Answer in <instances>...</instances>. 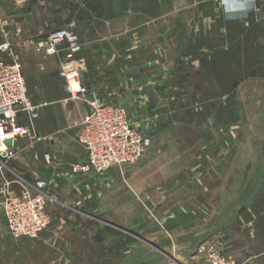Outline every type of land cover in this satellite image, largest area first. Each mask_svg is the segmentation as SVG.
I'll return each instance as SVG.
<instances>
[{"label":"crops","instance_id":"0c3cea01","mask_svg":"<svg viewBox=\"0 0 264 264\" xmlns=\"http://www.w3.org/2000/svg\"><path fill=\"white\" fill-rule=\"evenodd\" d=\"M241 2L32 0L20 5L0 0V42H11L25 59L23 73L33 102L47 103L34 120L20 116L45 140L34 147L28 137L15 140L17 154L4 171L24 168L34 180L41 178L38 168L53 166L48 191L56 200L74 203V212L81 214L63 217L48 207V229L37 238L15 239L0 207V264H94L106 251L91 244L88 205L94 202L77 205L88 193L68 173L71 164L86 159V151L77 144L80 148L69 152L75 144L58 133L79 131L88 102L71 100L60 81L64 51L43 59L34 53L40 37L74 21L84 43L88 98L124 105L131 122L153 137L150 149L155 150L116 167L109 178L122 174L130 179L119 191V204L125 210L130 201L141 199V229L118 218L117 196L99 212L114 213L111 224L178 261L196 257L194 245L211 238L240 264H264V145L253 132L264 101V13L241 12ZM247 99L253 102L251 110ZM246 114L257 154H245V141L239 140ZM44 153L52 155L55 165L44 161ZM36 159L38 166L31 171L28 163ZM105 186L90 196L98 199ZM154 209L162 211L156 220ZM101 234L112 242L109 257L116 262L129 236L115 229Z\"/></svg>","mask_w":264,"mask_h":264},{"label":"built area","instance_id":"2783aa9c","mask_svg":"<svg viewBox=\"0 0 264 264\" xmlns=\"http://www.w3.org/2000/svg\"><path fill=\"white\" fill-rule=\"evenodd\" d=\"M30 1L32 0H15L20 5ZM247 1L248 11L264 13V0ZM83 47L84 43L77 32L75 21L51 31L39 43L40 49L51 53L65 50L61 72L66 81L65 90L71 100L85 98L88 102L89 111L85 114L76 136L77 143L86 151L87 157L71 164L68 173L81 182L80 191L83 189L88 195H92L110 181L113 169L142 159L151 147L153 137L131 122L124 105L98 96L88 98L91 90L83 74ZM72 81L78 84L77 91L72 89ZM45 105L46 102L35 103L30 98L19 56L11 42L1 41L0 147L3 148L0 149V207L7 231L15 239L37 238L51 223L48 207L52 197L47 191L51 180L38 177L28 182L18 174L16 179H8L4 171L17 154L15 140L28 137L31 147L45 140L29 125L20 122L23 114L34 120ZM8 140L13 141L12 146L7 145ZM43 158L47 164L55 165L50 153H44ZM82 204L83 199L78 200L77 205ZM206 263L240 264L235 257L226 255L215 245L208 246Z\"/></svg>","mask_w":264,"mask_h":264},{"label":"rangeland","instance_id":"374dc122","mask_svg":"<svg viewBox=\"0 0 264 264\" xmlns=\"http://www.w3.org/2000/svg\"><path fill=\"white\" fill-rule=\"evenodd\" d=\"M49 34V33H48ZM47 34V35H48ZM47 35L45 37H40V39H38L36 41V50H35V57L37 54H39L38 56L40 58H44V57H48L51 55H55V54H59L60 52H48L44 49H40L39 48V43L45 39L47 37ZM64 51V55L61 56L60 58V63H59V77H60V81L64 84V87L66 86V81L64 80L63 76L61 75L62 72V62L65 59V50ZM17 53V52H16ZM19 53V51H18ZM20 61L22 62L23 67L25 68V59L18 54ZM42 53V54H41ZM33 57V55H31ZM29 61V65H30ZM85 70V68H84ZM84 70H83V74H84ZM83 100L85 98H82ZM74 101V100H73ZM75 101H79V100H75ZM247 108L250 109L251 106H253V102L251 101V99H247ZM255 103H256V99H255ZM262 105V109L260 110L258 116H257V121H256V128L254 129V135H255V141H259L261 143V145H264V101L261 104ZM256 106V104H255ZM251 110V109H250ZM247 116H249L248 114L245 115V119H244V124H243V131H241L242 135L240 136V141H245L244 144V152L245 154L247 153H251V154H257L259 152V148L257 145H254L253 141H252V136H251V132L250 129L248 128L247 125ZM251 117V115H250ZM141 119V116L139 117ZM138 119V120H140ZM144 130V129H142ZM77 131L78 129H71V130H61L58 131V133L60 135H64L65 138H67V140L65 141H70L69 143L75 144L74 146H70L69 152L71 153H75V150L80 148L77 144L76 141V136H77ZM144 133L148 134L145 130ZM242 139V140H241ZM31 143L30 139H28V143ZM75 142V143H74ZM155 150L152 151V148L148 149L147 153H153ZM261 151L264 153V148H262L261 146ZM45 161V160H44ZM39 160H33L32 162L28 163L29 164V169L34 170L36 168V166H38ZM32 173V172H31ZM21 176V178H23L24 180L28 181V182H32L33 178L30 177V174L25 172V169H21V168H16V169H12L11 168V172L7 173V178L9 179H16L17 175ZM33 174V173H32ZM129 179V178H128ZM130 180V179H129ZM126 179V177H124L122 174H120L118 177L113 178V180L111 179L105 186V189L103 191V193L100 195V197L97 199L95 195V197L93 196H88L86 194V197L84 195L85 200H93V204H89L88 208L89 211H91L93 213V215L91 217H88L89 220H92L91 224H93L91 226V232H92V238H91V244L93 246V248H97L98 244L99 245H103L106 248V251H102V253H104V256L102 257V259H100V261H98L95 258V263L94 264H207L206 263V255H207V248L209 245H215L218 248H220L224 253L225 251L223 250L220 242L215 241L211 238H209L206 241H203L199 244L194 245V252L192 254H194V256L196 257H192L193 259H188V261L183 262V261H178L176 258H173L170 254L168 253H161L159 254V252H153L152 248H153V244L143 238L142 236L137 235L136 233H134L133 231H124L121 230L119 228H117L115 225L111 224L109 221V217H114V213H110V214H101L100 211V207H104L105 209H108L110 204L109 201L110 199H114L113 197H116V199H114V201L118 204L116 206V208H118L119 210H121L122 212L119 213L118 217L120 220H125L129 223L130 226H132L134 229H141V222H140V218L142 211L138 208V205H141V199H138L136 201H130V204L128 205V208L126 207L125 210L123 208L122 204H119L120 201H122L121 198H119V191L121 189V187H123L124 185H128V181ZM48 191V190H47ZM49 196L52 197V199L49 202V209L52 210V212H56L58 213L59 216H63L66 217L67 215L71 214L72 216H76L79 215L81 216V214H77L76 212H74V207L75 204L74 203H70L67 202L66 200L60 199V200H56L54 199V195L51 194L49 191ZM121 197V196H120ZM138 204V205H137ZM120 206V207H119ZM151 215L154 216V220H156V217H158V214L162 211H157L156 209L151 210ZM111 229H115L117 231V233H124L127 234L129 236V240L126 243V247H125V252L122 251L125 254H122L121 257H118L116 259V262H114V259L110 258L109 255L111 254V247L109 245V243H112L109 238L105 239L104 236L101 234L102 232H104L105 230H111ZM101 232V233H100ZM169 237V236H168ZM165 242H167L165 240ZM168 243V242H167ZM171 242L168 243V245H171ZM148 247V248H146ZM94 254L97 253V251H94ZM127 252V254H126ZM99 253V252H98ZM226 254V253H225ZM126 255V257H125ZM188 255V253H185L184 256ZM191 255V254H190ZM228 255V254H226ZM230 256V255H229ZM90 262V260H88ZM87 263V262H86Z\"/></svg>","mask_w":264,"mask_h":264},{"label":"water","instance_id":"95a60500","mask_svg":"<svg viewBox=\"0 0 264 264\" xmlns=\"http://www.w3.org/2000/svg\"><path fill=\"white\" fill-rule=\"evenodd\" d=\"M86 83L89 85V82L86 81ZM13 144V141L12 140H8L7 141V145L9 146H12ZM53 173H54V167L53 166H49V167H40L38 168V174L39 176L42 178V179H45L47 181H50L52 180V176H53ZM165 251L167 252H170L171 250L170 249H167V248H163Z\"/></svg>","mask_w":264,"mask_h":264},{"label":"clouds","instance_id":"9594fccd","mask_svg":"<svg viewBox=\"0 0 264 264\" xmlns=\"http://www.w3.org/2000/svg\"><path fill=\"white\" fill-rule=\"evenodd\" d=\"M237 8L241 12H246L247 11V0H242V2L239 5H237Z\"/></svg>","mask_w":264,"mask_h":264},{"label":"bare ground","instance_id":"6f19581e","mask_svg":"<svg viewBox=\"0 0 264 264\" xmlns=\"http://www.w3.org/2000/svg\"><path fill=\"white\" fill-rule=\"evenodd\" d=\"M71 87H72V89H73L74 91H77L79 86H78V84H77L76 82L72 81V83H71ZM1 148H3V146H1L0 149H1ZM174 249H176V248H174Z\"/></svg>","mask_w":264,"mask_h":264}]
</instances>
